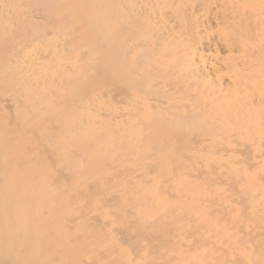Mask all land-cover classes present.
I'll return each mask as SVG.
<instances>
[{
  "label": "bare ground",
  "instance_id": "obj_1",
  "mask_svg": "<svg viewBox=\"0 0 264 264\" xmlns=\"http://www.w3.org/2000/svg\"><path fill=\"white\" fill-rule=\"evenodd\" d=\"M0 264H264V0H0Z\"/></svg>",
  "mask_w": 264,
  "mask_h": 264
}]
</instances>
